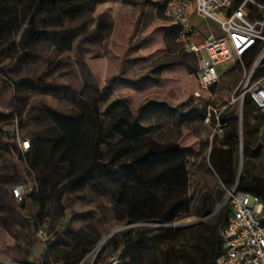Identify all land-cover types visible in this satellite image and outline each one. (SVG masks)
<instances>
[{
	"label": "rangeland",
	"instance_id": "1",
	"mask_svg": "<svg viewBox=\"0 0 264 264\" xmlns=\"http://www.w3.org/2000/svg\"><path fill=\"white\" fill-rule=\"evenodd\" d=\"M25 1L28 0H11V4L19 9L20 17L14 33L15 45L20 44L25 29H32L35 46L32 47L31 55L26 58L28 60L16 66L11 75L15 78L42 77L57 80L60 84L68 86L64 94L66 97L63 99L45 95L33 98L32 105L35 108L32 110L30 127L36 129L37 116L42 115L39 105L78 113L85 111L95 97L100 98L99 105L108 121L112 114L127 108L134 114H138L141 109L146 110L147 116L142 121L157 125L152 128L153 132H156V138H174L172 126L180 121V131L175 138L186 151L191 171L190 196L194 205L193 214L181 217L173 223L160 224L151 221L133 225L127 220L115 219L114 201L108 191L100 192L90 186L71 190L64 201L70 210L63 213L51 183L47 190L51 198L46 205L49 216L48 219L44 218V221L49 232L53 225L61 221V232L53 237L47 247L39 238L30 249L28 263L40 264L44 252L48 264L66 263L69 254L79 252L82 253V259L88 247L102 237L114 233L113 237L122 240L124 232L134 227L147 228V234L151 236L154 234L152 230L158 227L180 230L185 236L184 239L178 237L167 243H160L158 248L157 243L151 241L153 249L157 252L159 247L176 249L185 242L188 244V250L193 251L198 235L197 226L213 215L224 219L226 207L221 206L227 196L225 192H219L222 190L220 180L207 160L211 127L202 121L200 113L186 116L197 106L192 94L198 86L194 76L198 58L192 53H183L182 45L177 40V26L173 18L165 13L163 0H157L156 4L142 0H72L74 4H81L82 9L63 21L51 19L47 13L42 14L40 7L36 10L37 17L30 18L29 13L24 11ZM191 19L199 31L196 38L209 36L213 31L219 33L218 23L213 19L198 16L195 5L191 9ZM71 29H78L71 50L63 51L57 44L47 40L48 36L51 38ZM221 74L218 98L224 104L225 99L230 97L238 85L242 71L238 68L237 61H232L221 67ZM110 78H113L112 82H109ZM245 111L244 120L249 123L256 122V114L264 113L249 106L245 107ZM234 113L238 115L237 110ZM244 125V137L254 144L264 126L261 125L254 133H247L246 123ZM2 127L7 131L5 137L13 138L9 134L13 130L12 127L6 124H2ZM29 128L24 129V133L28 134ZM120 140L117 135L110 137L103 145L104 156H108ZM250 155L247 149L245 155L240 156V174L244 168L241 166V160L244 161ZM252 157L260 164L264 161L263 152L257 157ZM24 183L33 187L34 178L29 176ZM13 187L15 186L11 189ZM5 194L7 195V192ZM205 201H215L212 214L206 217L195 214ZM24 202L25 200L22 203L17 202L14 198L10 204L12 213L20 218L25 215ZM35 211L39 212V209L35 208ZM41 224L40 222L35 227L36 238L39 237L37 231ZM26 227L20 226L21 232ZM16 235L18 237L14 240H0V257L14 261L25 260L29 246L23 235Z\"/></svg>",
	"mask_w": 264,
	"mask_h": 264
},
{
	"label": "trees",
	"instance_id": "2",
	"mask_svg": "<svg viewBox=\"0 0 264 264\" xmlns=\"http://www.w3.org/2000/svg\"><path fill=\"white\" fill-rule=\"evenodd\" d=\"M163 4L166 5V0H163ZM38 7L42 9V14L47 13L56 21L72 17L82 9L81 4H74L72 0H28L24 3V11L29 13L30 18L37 17ZM19 21V9L11 4V0H0V49H3L0 57L4 59L0 62V75L6 74L5 69L12 63L15 51L19 47L25 50L31 43L32 29H25L20 44L15 45L14 33ZM176 26L178 37L180 26ZM77 32L78 29H71L58 34L65 49L71 48ZM182 51L188 54L183 47ZM112 80L113 78H110L109 82ZM12 82L16 86H24L40 93L59 95L63 89L41 77L21 78ZM99 101L100 98L95 97L82 113H49L53 125L42 129L31 138V148L25 152V157L35 175L36 190L28 194L25 200L30 197L39 208V214L28 220V257L30 249L40 240L34 233L40 222V227L48 235L46 242L43 241L45 247L61 232V221L53 225L50 232L44 221V218L48 219L49 216L46 205L51 198V194L47 192L51 183L63 213L70 210L64 202L67 194L79 187L90 186L97 191L110 193L114 201V217L118 221L127 220L133 224L156 221L169 224L193 214L194 205L190 196L191 171L186 151L176 140L181 122L172 126L174 138H156V132H153L152 128L157 125L142 121L147 116L146 110L141 109L138 114H134L127 108L112 114L108 121ZM196 105L186 116L197 112L204 122L206 106ZM246 106L256 108L250 99L246 101ZM255 117V123L244 120L247 133H254L261 125L264 126V113H258ZM225 118L230 120V127L221 138L214 140L209 158L207 153L209 166L220 180L222 190L219 192H225L224 186L231 188L237 184L238 189L250 191L264 199V161L260 164L252 157H257L260 152L264 153V127L262 135L256 137L254 144L244 137V155L248 149L252 156L244 159V168L240 174L238 115L230 112ZM115 135L121 138L120 142L108 156H104V143ZM6 149L7 147L0 143V151ZM214 204L215 201H205L195 214L202 217L211 215ZM228 213L229 210L226 209L224 219L213 215L197 226L198 235L193 251L188 250V244L185 242L176 249L159 247L158 252L153 249V242L157 243L158 248L160 243H167L178 237L184 239L181 231L172 227L155 228L152 230V236L147 234V228L134 227L135 229L124 232L122 240L113 237L112 246L114 249L122 248V254L127 258L126 264H215L216 258L223 252V239L219 228L226 221ZM95 243L91 244L87 251ZM43 255V264H48V261H45L46 253ZM68 256V262L62 264H76L82 253Z\"/></svg>",
	"mask_w": 264,
	"mask_h": 264
},
{
	"label": "built area",
	"instance_id": "3",
	"mask_svg": "<svg viewBox=\"0 0 264 264\" xmlns=\"http://www.w3.org/2000/svg\"><path fill=\"white\" fill-rule=\"evenodd\" d=\"M193 5L198 16L218 23V34L213 31L209 36L196 38L199 31L191 19ZM165 13L180 26L177 40L184 51L198 58V68L194 73L198 86L192 96L197 104L205 105L207 109L204 123L211 127L208 158L214 140L221 138L230 127V120L225 115L236 110L240 156L243 157L246 101L250 99L257 109L264 111V0H168ZM232 61H237L242 76L223 104L218 98L221 67ZM9 134L19 143L20 153L24 154L31 148V138L21 133L18 121ZM223 188L227 199L221 207H226L229 213L219 228L223 252L215 264H264L263 197L240 190L237 184ZM35 190L34 186L18 183L12 194L17 202L22 203ZM37 235L46 242L48 235L43 228L37 231ZM113 235L102 237L76 264H126L122 248L114 249L112 246ZM0 264L30 263L0 257Z\"/></svg>",
	"mask_w": 264,
	"mask_h": 264
},
{
	"label": "crops",
	"instance_id": "4",
	"mask_svg": "<svg viewBox=\"0 0 264 264\" xmlns=\"http://www.w3.org/2000/svg\"><path fill=\"white\" fill-rule=\"evenodd\" d=\"M142 1H148V3L154 4L158 2L157 0ZM57 36L58 34L54 35L53 37L51 36V38L48 36L47 40H51L50 42L57 44L58 47L63 51L72 49V45L70 49H65L63 47V42H61L60 38ZM33 38L34 37L32 36L31 43L25 50L19 49V47V50L17 49V51H15V53L12 55V63L5 69L6 74L0 75V143L7 147L6 150L0 151V240H14L18 237L16 235L18 233L23 235V239H25L27 242L26 237L30 232L28 220L38 216L39 214V212L35 211V208H39L34 205L30 197H27L23 204V213H25L23 217L25 219L20 218L18 215H14L12 213V207L10 204H12V199L14 198L11 187L15 186L17 183H24L25 180L29 178V176L33 177L35 182V175L26 162L25 153H20L19 143L14 138L10 139L5 137V135H7V131L2 127V124H6V126L12 127L13 129L16 127V121H18L19 127L21 126V133L24 136H29L32 138L37 132L53 125V122L48 116L49 113H70L52 107H44L43 105H39L38 107L40 111H42V115L37 116L35 121L36 129L30 127V122L33 118L32 110L35 108V106L32 105L33 98L45 95L56 99H63L66 97L64 94L68 88L67 85H62L57 80L53 81L41 77L45 81L54 82L56 85L63 87L61 94L56 95L53 93L34 92L28 90L24 86H16L12 82V80H19L21 78H34L31 76H20L15 78L11 75V71L16 66L22 65L23 62L28 60L26 58L31 55L30 52L32 47L35 46V41H33ZM2 52L3 49H0V54ZM3 60L4 59L1 57L0 62ZM8 62L9 61H7V63ZM105 68H107V63ZM82 112L84 111H80L78 113ZM27 128H29V131H27L28 134L24 133V129ZM6 192L7 195L5 194ZM4 195H6L7 198ZM24 225L27 227L26 229L23 228V231L21 232L20 226L24 227ZM43 256L40 260V264L43 261ZM28 259L29 257L26 256L25 261L28 262Z\"/></svg>",
	"mask_w": 264,
	"mask_h": 264
},
{
	"label": "water",
	"instance_id": "5",
	"mask_svg": "<svg viewBox=\"0 0 264 264\" xmlns=\"http://www.w3.org/2000/svg\"><path fill=\"white\" fill-rule=\"evenodd\" d=\"M242 162V161H241Z\"/></svg>",
	"mask_w": 264,
	"mask_h": 264
}]
</instances>
